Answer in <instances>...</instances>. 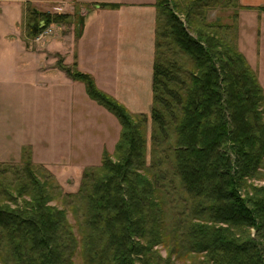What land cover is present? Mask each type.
<instances>
[{
    "label": "trees",
    "instance_id": "trees-1",
    "mask_svg": "<svg viewBox=\"0 0 264 264\" xmlns=\"http://www.w3.org/2000/svg\"><path fill=\"white\" fill-rule=\"evenodd\" d=\"M154 2L149 117L130 114L74 66L58 67L120 127L112 154L83 174L73 196L84 206L78 238L23 154L20 167L0 166V264H72L78 250L83 264H169L173 255L188 264H264V185L253 183H264L263 91L237 49L236 26L208 21L211 12L242 7L239 0ZM67 17L27 7L26 38ZM158 152L171 155L172 176L192 202L189 221L171 228Z\"/></svg>",
    "mask_w": 264,
    "mask_h": 264
},
{
    "label": "rangeland",
    "instance_id": "rangeland-1",
    "mask_svg": "<svg viewBox=\"0 0 264 264\" xmlns=\"http://www.w3.org/2000/svg\"><path fill=\"white\" fill-rule=\"evenodd\" d=\"M98 1L100 0L94 2ZM101 1L134 5L145 0ZM33 8L50 15L58 12L54 8L44 6H33ZM239 12L238 9L234 11L216 10L208 15V21L217 20L222 25L236 26L235 31H237V14ZM81 19L80 8H77L74 14L67 17L61 24H51L33 40L27 38L30 50L42 51L45 57L44 123L42 126L22 124L16 109L9 107V102L11 104L12 99L9 98V102L6 97L0 99L1 169L20 167L22 155L25 154L24 160H29L33 166L39 168L41 175L49 182L48 189L54 196L51 205L66 212L67 221L77 238L79 236L78 224L80 225L83 220L84 206L79 198H73V196L79 190L83 174L100 167L105 153L112 154L120 132L116 119L87 98L82 84L72 83L58 69V67L73 68L72 65L76 61L79 27L83 25ZM107 21L111 25L116 22V18H109ZM23 30L26 38L24 20ZM105 35L106 33L103 38ZM229 36L232 35L229 33ZM103 43L110 47L107 54L111 59L112 56L114 57L112 44L107 41ZM3 90L19 95L12 85L4 86L1 91ZM4 93H0V96ZM105 94L110 96L108 93ZM60 98L63 101L59 102ZM114 100L124 106L118 100ZM149 103L151 104V98ZM124 107L130 114L137 115L132 112L131 108ZM149 108L144 109V114L148 117L151 109ZM14 124L18 128L15 132L13 131ZM36 127L39 130H36ZM33 128L35 129L33 130ZM170 139H172L171 136ZM20 145L23 148L18 153ZM156 155L158 160H162L159 169L165 176V179L160 182V201L163 203L166 224L168 228H171L176 223L189 221L192 202L181 189L179 180L172 176L171 155L168 154L166 160L159 152ZM7 178L11 179V176H7ZM253 183L255 186L264 185L263 182ZM166 245H169L168 241H166ZM167 246L156 248L162 259L168 258ZM72 264H83L79 250L74 255ZM169 264H188V261L186 258H177L173 255L170 256Z\"/></svg>",
    "mask_w": 264,
    "mask_h": 264
},
{
    "label": "crops",
    "instance_id": "crops-1",
    "mask_svg": "<svg viewBox=\"0 0 264 264\" xmlns=\"http://www.w3.org/2000/svg\"><path fill=\"white\" fill-rule=\"evenodd\" d=\"M94 1L0 0V93H8L0 99L6 97L8 102L12 99L9 107L16 109L22 124L42 126L44 123L45 57L42 51L30 50L23 30L25 9L33 6L54 8L58 11L54 15L67 16L80 8L83 25L79 27L76 61L72 67L92 76L99 90L131 108L133 113L144 114V109L151 107L154 0L134 5ZM103 4L119 7L114 10L99 7ZM239 5L242 9L237 14L236 46L256 74L264 96V0H239ZM109 18H116V22L110 25ZM106 41L112 44L111 59L107 54L110 47L103 43ZM10 85L19 95L1 91ZM61 98L59 102L63 101ZM14 128L15 132L18 129L15 124ZM22 148L20 145L18 153Z\"/></svg>",
    "mask_w": 264,
    "mask_h": 264
},
{
    "label": "built area",
    "instance_id": "built-area-1",
    "mask_svg": "<svg viewBox=\"0 0 264 264\" xmlns=\"http://www.w3.org/2000/svg\"><path fill=\"white\" fill-rule=\"evenodd\" d=\"M45 34V33H44ZM39 40V39H38Z\"/></svg>",
    "mask_w": 264,
    "mask_h": 264
}]
</instances>
